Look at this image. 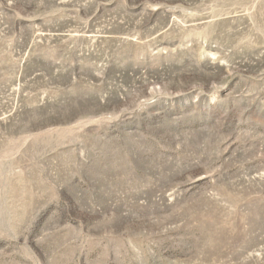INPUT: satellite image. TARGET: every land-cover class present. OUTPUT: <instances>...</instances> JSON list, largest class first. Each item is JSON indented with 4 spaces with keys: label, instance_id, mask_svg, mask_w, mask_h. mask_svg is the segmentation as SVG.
Instances as JSON below:
<instances>
[{
    "label": "rangeland",
    "instance_id": "obj_1",
    "mask_svg": "<svg viewBox=\"0 0 264 264\" xmlns=\"http://www.w3.org/2000/svg\"><path fill=\"white\" fill-rule=\"evenodd\" d=\"M0 264H264V0H0Z\"/></svg>",
    "mask_w": 264,
    "mask_h": 264
}]
</instances>
